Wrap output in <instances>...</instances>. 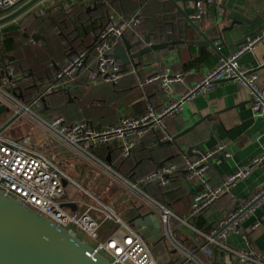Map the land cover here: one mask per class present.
<instances>
[{
	"label": "built area",
	"instance_id": "1",
	"mask_svg": "<svg viewBox=\"0 0 264 264\" xmlns=\"http://www.w3.org/2000/svg\"><path fill=\"white\" fill-rule=\"evenodd\" d=\"M23 1L26 0H0V16L9 13ZM196 6L197 10L192 16L202 19L206 15L202 1H197ZM44 11L49 12L48 9ZM141 21L139 12L127 16L117 11H109L91 46L68 56L55 70L54 78L26 103L16 96L17 82L22 73L17 72L12 63L5 62L0 76V93L4 94V106L11 107L10 103H16L12 117L31 114L39 119L61 146L90 157L95 164L103 165L111 172H114L112 165L94 154V150L117 144L119 158L126 159L132 156L137 142L151 131H160L166 140L172 139V135L167 132L165 117L181 112L185 102L198 94L207 93L222 81L236 82L246 90L254 114L264 117V77L261 79L256 70L244 66L238 60L240 55L253 49L256 44L264 43V26L238 45L233 53L220 57L216 65L208 69L199 81L189 85L177 99L170 101L161 110L149 104L141 114L122 115L117 122L100 127L86 118L68 122L63 115L46 114L45 104L49 96L60 89L70 88L80 74L84 73L86 79L93 84L118 83L125 71L122 63L111 53L125 31L138 27ZM146 83H158L164 92L169 93L175 84L186 83V75L183 71H173L167 67L162 73L148 76ZM40 109L44 111L41 113ZM6 128L8 125L0 126V189L5 195L19 199L24 207L38 210L55 223L75 233L76 230L82 231L114 264H162L139 230L124 221L120 213L107 205L94 207L84 204V208L78 206L76 210L62 206L64 202L77 203L67 196V188L75 181L54 158L39 149L34 137L30 134L15 136L7 132ZM220 148L222 149V146ZM194 151L198 153L192 156L184 154L180 162H163L138 180L128 179L127 182L151 204L152 208L145 202L141 203L146 205V211L151 209L158 214L168 238L171 237L175 246L181 243L177 241L171 229L177 226V222L187 224L194 232V249H185L184 246L178 245L187 260L207 264L211 259V249L217 247L239 257L245 264H264L263 252L256 251L251 246L236 249L226 243L228 236L233 233H240L248 239V230H244L242 223L255 209L264 204V184L240 199L237 206L226 211L218 224L213 225L209 231L202 230L196 224V219L222 195L229 193L233 184L252 173L264 155L254 157L250 163L225 176L221 184L215 185L209 176L208 160L216 150L205 149L201 152L195 148ZM181 171L185 172V186L190 188L196 184L191 192L190 208L183 216L176 214L166 202L144 191V187L149 184L169 188ZM114 173L121 176L116 171ZM93 212H97L101 217H95ZM262 217L264 218V215ZM104 220H113L119 227L106 240H100L99 234ZM258 224L259 221H256L250 228L254 229ZM198 253H201L202 257Z\"/></svg>",
	"mask_w": 264,
	"mask_h": 264
},
{
	"label": "crops",
	"instance_id": "2",
	"mask_svg": "<svg viewBox=\"0 0 264 264\" xmlns=\"http://www.w3.org/2000/svg\"><path fill=\"white\" fill-rule=\"evenodd\" d=\"M52 1L54 4L50 7H44L47 6L45 3L46 0L41 2L43 5L39 3L40 6H42V11L48 9L50 13L54 14L58 9L62 8L68 13V8L77 3L85 6L88 13L87 15H90L92 18L90 21L88 19L83 21L82 19L78 22V24H80L78 25L79 27L82 25V22L86 24L83 25L79 32L69 31L71 26L69 27L67 24L61 26L63 23L62 19H55V22L49 20L50 23L41 21L43 19L41 17L42 15L41 13H36V7H34L30 12L4 24L0 28L2 32L0 39L6 38L9 34L13 35V33H16L13 36L15 38L18 37L20 44L18 50L13 53V55L16 54V59L13 62L20 63L22 70L29 74L28 81H30V86L34 81V74H36L44 84L52 80L55 70L67 60L68 56L78 50L86 49L91 46L105 22V18L95 20L99 12L93 9L90 11L87 10L88 6L92 7L94 0ZM201 1L203 5H206L204 2L205 0ZM217 3L221 5V7H217L216 12H214L215 7L213 6V0H208L207 7L208 10L211 11V15L209 14L210 16L208 17V14H206L202 19H199V22L203 27L216 24V43L223 44L219 48L220 53L216 52L211 47L183 44L180 45L179 53L177 49H174L172 51L164 50L157 54L153 53L147 55L148 59H146L145 62H149L150 65L144 66L140 64L137 67L129 65L127 67L128 70L125 71V75L118 83L95 84L97 86H93L91 90L93 94L88 91L82 92L80 95L81 102L93 113L88 115L89 118H81H87L96 126H104L117 122L122 115L141 114L146 111L149 104L155 109L161 110L170 101L177 99L180 93L189 85L199 81L208 69L216 65L220 57L233 53L241 42L264 26V0H217ZM60 4H63V7H61ZM114 4L116 7L109 11H117L127 16L135 12L141 14L142 21L139 27L128 28L123 34L124 38L133 39L135 33H139L142 30H154L158 23L164 20L168 21L174 19V17L167 15L168 12L174 10L170 0H115ZM179 5L181 7L185 5V9L189 16H192L195 12L196 5L194 0H186L184 5L182 2H179ZM30 16H33L36 21L26 20V22H24V19H27V17L30 19ZM38 18L41 20H38ZM22 23L24 24L23 29L21 28ZM85 26H87L86 31L84 30ZM32 34H36V39L32 37ZM69 34L70 38H68ZM194 36V32L191 30L188 38H193ZM122 40L121 38L120 42ZM205 52H210L212 55ZM9 55L11 54H8V56ZM200 56L204 59H201ZM263 57L264 43H258L253 49L240 55L238 60L244 66L256 70L262 79L264 77ZM157 58H160V60L157 61ZM9 62H12V60L10 59ZM23 62L25 63L24 66L22 65ZM167 67H170L173 71H183L186 75V83L175 84L173 90L169 93L164 92L158 83H146V78L148 76L152 75L154 72L162 73ZM83 75L85 76L84 73L80 74L76 78L77 82L70 85L72 91L80 89V85L83 82ZM30 86L26 85L19 93L16 92V96L22 102H28L29 99L25 98V95L28 93V90H30ZM83 90L84 89H81L79 91ZM73 99H76V97ZM10 108L11 107L0 104V114L4 116V118L8 116L6 120H9L11 116ZM45 112L48 114L47 111ZM114 116L116 117L114 118ZM206 116H210L213 121L223 122V124L217 125L216 131L223 142L229 146L225 156L221 155L213 159L212 167L209 168L211 182L215 185H219L223 182L225 176L250 163L254 157L264 155V117L254 114L251 108L250 96L246 90L241 88L236 82L222 81L216 84L207 93L198 94L185 102L181 112L166 116L165 122L168 130L175 135L187 126ZM6 120L0 126H5L7 124ZM198 128L203 130V136H206L208 130L206 128V122H201ZM195 135V132L191 131L185 136L173 140L170 143L166 140L165 143L168 144H162L163 142L160 139L162 135L160 136L159 132H149L145 134L143 138L137 142L132 152L131 157L135 159L133 172L137 173L135 170L140 169L145 161L149 167L148 171H151L163 162H180L184 154L192 156V152L189 154L186 149L185 151H179L177 153H175V150H177V142L181 145H186L192 142ZM195 143H197V141ZM215 144H217V140L212 136V138L205 143L204 147L209 150L213 148ZM111 145L113 149L116 148V155L119 151L117 149V144ZM98 149L94 150V154L104 160L108 154H110V157L111 155L113 156L111 151L113 149H110V145L107 148L108 152L105 154L98 153ZM138 160L142 161L136 165ZM110 164H113L112 157ZM136 180L137 179H132L131 181ZM263 184L264 163L262 162L255 166L249 176L233 184L229 193L222 195L199 217L207 221L206 224L210 229L213 225L218 224L226 211L236 207L240 199L253 190L260 188ZM195 186L196 184L192 185L190 188L184 186L185 188L179 187V189H175V191L170 190L171 193L173 192L174 194L163 198L164 202H166L176 214L183 216L190 208L192 196L190 192H193ZM155 187L158 188V185H146L144 191L146 194L156 197ZM68 198L76 200L77 206L81 208V200L73 196H68ZM142 202L147 203L152 208L147 200H140L135 204L138 206ZM129 203H131V201H129L128 204ZM130 205H132V203ZM133 206L134 203L130 207L132 208ZM120 215L124 221L128 222L126 220L127 214L125 213V209L124 211L122 210ZM262 215H264V204L255 209L242 223L244 230H248V239L240 233H233L228 236L226 241L227 245L236 249H246L251 246L254 250L264 253V218ZM256 221H259L258 226L251 229V225ZM177 223V226L171 229L173 234L175 233L177 241L181 242L178 245L184 246L185 249H194L195 240L192 239V236L195 235L194 232L191 231L187 224L183 222ZM118 227L119 224L116 229ZM209 229L206 231H209ZM158 243L163 246V243ZM211 251V259L207 264L239 263L236 260V256H232L224 250L213 247ZM198 255L202 257L201 253H198ZM157 259L160 261V258ZM182 259L176 261L168 259L164 261L163 264H180ZM194 264L197 263L194 262Z\"/></svg>",
	"mask_w": 264,
	"mask_h": 264
},
{
	"label": "water",
	"instance_id": "3",
	"mask_svg": "<svg viewBox=\"0 0 264 264\" xmlns=\"http://www.w3.org/2000/svg\"><path fill=\"white\" fill-rule=\"evenodd\" d=\"M42 1L43 0L23 1L9 13L0 16V28L4 24L30 12ZM194 1L196 5V2L199 0ZM170 2L172 3L174 10L168 12L167 15L174 17V19L168 21L164 20L158 23L154 30H142L139 33H135L133 39L122 37L123 40L114 46L111 55L122 63L124 68L123 71L128 70L127 67L129 65L134 67H137L140 64L144 66L150 65V63L145 62V60L148 59L147 55L153 53L157 54L160 51H172L174 49H177V52L179 53L180 45L183 44L211 47L213 50L220 53L219 48L223 44L216 43V24L203 27L199 22V19L189 16L184 5L186 0H170ZM179 2H182L184 7H181ZM204 2L206 4L204 5V8L209 17L211 11L208 10L207 7L208 0H205ZM60 6L63 7V4ZM213 6L215 7L214 12H216L217 7H221V5L217 3V0H213ZM195 8L196 11L197 6H195ZM91 9L99 12V15L95 17V20L106 18L107 13L109 12L107 9L104 11L99 9L96 0L93 1L92 7L88 6L87 8L89 11ZM191 30L194 32L195 36L193 38H188ZM1 34L2 32L0 31V35ZM32 37L36 39L37 36L36 34H32ZM2 58L3 55L1 54V59ZM159 60L160 58H157V61ZM153 74H156V72ZM33 87L36 88L34 92L35 95V93L39 91L38 84L35 83ZM66 92L68 94V102H71L73 97L69 91ZM66 103L57 107L62 108ZM48 105L50 106L49 101L45 104V108H47ZM39 111L42 113L44 110L40 109ZM201 122H206V128L208 129L206 136H203V130L198 128ZM218 124H223V122L213 121L210 116H206L179 131L172 136V139L167 141L170 143L171 141L194 131L196 135L192 139V142L186 144L185 149L189 154L192 152V154L195 155L198 152H195L194 149L197 148L201 152H204L205 143L214 136L217 140V144L211 148L216 151L208 160L210 168L212 167L213 159L221 155L225 156L226 151L229 149V146L223 142L222 138L216 131ZM6 125H8V122ZM196 141L197 143H195ZM221 146L222 149L220 148ZM106 161L108 163L111 162L110 154L106 157ZM141 161L142 160H138L136 165ZM262 162L264 163V158L261 163ZM62 206L69 207L72 210L78 209L75 202H64L62 203ZM145 208V204L126 208V220L131 226L139 230L152 248L156 245L153 240H156L157 243H163V246L166 247L165 242L168 239V236L158 214L151 209L145 211ZM147 229H149L150 232H148ZM151 232L154 233L153 236H150ZM185 260H187V258H183L180 264L184 263ZM236 260L239 262L238 264H245L244 262H241L240 258L237 256ZM0 264L114 263L91 242L81 238L70 229L55 223L52 219L38 210L24 207L19 199L11 195H5L0 189Z\"/></svg>",
	"mask_w": 264,
	"mask_h": 264
},
{
	"label": "rangeland",
	"instance_id": "4",
	"mask_svg": "<svg viewBox=\"0 0 264 264\" xmlns=\"http://www.w3.org/2000/svg\"><path fill=\"white\" fill-rule=\"evenodd\" d=\"M45 3L47 6L44 7H50L54 4L52 0H46ZM63 3L65 4L64 1ZM41 5H43V3H41ZM41 7L42 6L38 4L35 10L36 13H41L43 20H47L49 16L53 15L50 12L42 11ZM57 12L58 11H56V13ZM26 20H31L33 22L36 21L33 16H30V19L27 17V19H24V22H26ZM23 25L24 24L22 23V29L24 28ZM1 40L2 39H0V42ZM90 85L95 84L90 83ZM0 98L2 99L0 100V104L4 105L3 93H0ZM77 99L80 101L81 97H77ZM10 104L12 105L10 108L11 116L9 117V120H6L8 116L4 118V116H1L0 114V125L6 120V122H8V128H6L7 132L15 136L30 134L32 137H34L39 149L43 153L50 155L61 165L62 169H64L76 182L72 183L67 188L68 196H75L81 200V205L87 204L94 207H102L101 204H105L118 213H122V210L124 211V209L132 206L133 203H138L140 200H147L143 198L141 193L136 192L127 182L128 179H137L138 177H143L146 175V173H148L147 171L149 170V167L146 161L140 167L137 173L133 172L132 176L131 173H128V167L132 165H129V163H133V160L128 159L127 162L130 161L129 163H116L115 166L112 164L114 172L116 171L119 173L121 175L119 176L114 172L106 170L103 165L95 164L90 157L79 154L67 147L61 146L58 140L50 133L49 130L44 127L39 119L32 117L31 114L26 113L18 117H12L13 109L16 103ZM63 114V116L66 118L67 116L69 117V115H71L70 112L69 114L63 112ZM129 201H131L132 205H130L131 203L128 204ZM94 215L96 217H101V215H99L97 212H94ZM104 233H106V231L103 228L101 230V236L105 235ZM150 236H153V234H150ZM169 238L170 239H167L165 242L166 247H163L161 244L157 243L156 240H153L156 245L152 250L154 251L156 257L160 258L162 264L168 259H171V261H176L185 258L184 252L180 250L178 245H174L171 237ZM84 239L93 243L86 237ZM185 261L187 263L188 260Z\"/></svg>",
	"mask_w": 264,
	"mask_h": 264
},
{
	"label": "trees",
	"instance_id": "5",
	"mask_svg": "<svg viewBox=\"0 0 264 264\" xmlns=\"http://www.w3.org/2000/svg\"><path fill=\"white\" fill-rule=\"evenodd\" d=\"M96 1H97V4H98L99 9H102L103 11L105 9L110 10V9H113L114 7H116L115 4H114V1L115 0H96ZM68 9H69V12L68 13H66L65 9L60 8V9L57 10L58 11L57 13L55 12L56 14L54 13L53 15L49 16V18L47 20L46 19H44V20L42 19L41 20L39 18H38V20H41L43 22L50 23L49 20L51 22H52V20L55 22V19H59V20L62 19L63 20V23L61 24V26H63L64 24H67L69 27L71 26V28L69 29V31H77V32H79V30L82 29L83 25H86V24L82 22V25L79 27L78 25H80V24H78V22H80L82 19H83V21L86 20V19H88L90 21V19L92 18L90 15L89 16L87 15L88 13L86 11V8L82 4H77L76 3V4L72 5ZM135 28H137V27H135ZM84 30L85 31L87 30V26L84 27ZM63 33H64V31H63ZM14 34H16V33H13V35ZM13 35L12 34H9L6 38H2V40L0 42V76H1L2 71L4 69L5 62L12 63L15 66L17 72L22 73L20 75V78L18 79V82H17L18 86L16 87V91L19 93V91L21 89H23L24 86H26V85H29L30 86V81H28L29 80L28 79L29 78L28 77L29 75L25 74V71L22 70V67H21L20 63L18 64V63H14L13 62L16 59V54L13 55V53L16 50H18V47H19V44H20V41H19L18 37L15 38ZM69 36H70V34L68 35V38H70ZM205 53H210V52H205ZM1 54L4 57L3 59H1ZM8 54H11V55L8 56ZM200 58L202 59L203 57L200 56ZM10 59L12 60V62H9ZM22 65L24 66L25 63L23 62ZM82 78L81 79H82L83 82L81 83L79 90L84 89L83 91H79V90H76V91L73 90L72 91L70 88H68L66 90L65 89H60V90L54 92L53 94H51L49 96L48 101L50 102V106L48 105V107L46 108V111H47L48 114H50V115L52 114L53 116H55V115H58V114L59 115H64L63 112H66L68 114L70 112L71 115H69V117L67 116V118L65 117L68 122L77 121L81 117H88L89 118L88 115L90 113H93V112H91L85 106V104H83L81 102V100L78 101L77 97H80L81 93L84 92V91H88V92H91V94H93V92L91 91L92 90V87L93 86H97V85H90V82L86 79V77L84 75H83ZM33 80L34 81L32 82V85L30 86V90H28V93H26V95H25V98H27V99H30L34 95V92H35V89L36 88L33 87V85L35 83L38 84V88L39 89L42 88L45 85L43 82H41V79L36 74H34V79ZM66 91H69L70 94L72 95V97L73 98L76 97V99H73L70 103H67L62 108H58L57 106H60L63 103L68 102V94H67ZM53 107H55V108H53ZM126 115H128V114H126ZM115 117L116 116H114V118ZM98 127H100V126H98ZM151 132H159L160 133V136L162 135V137H160V139L163 142L162 144H168V143H165L166 142V139L164 138V134H162V132H160V131H151ZM167 132L170 135H172V136L174 135L172 132H170L168 130V128H167ZM183 136H185V135H183ZM108 147L109 146L102 147V148L98 149L97 152L98 153H101V154H105V153L108 152V150H107ZM176 147H177V150H175L176 151L175 153H177L179 151H185L186 145L185 144L184 145H181L179 142H177L176 143ZM110 149H113V146L112 145H110ZM115 150H116V148H114L113 150H111L112 153H113V156L115 155ZM113 156L111 155L112 162H113V165L114 166H115L116 163H119V164L124 163L125 164L128 159L133 160V163H129L130 161L127 162V163H129V165L132 164L130 167H128L129 168L128 173H131V176H132L133 175V171H134L133 167H134V164H135V159H133L132 157H128L126 159L119 158L118 157L119 156V151L114 156V158H113ZM158 166H160V165H158ZM135 171L138 172L139 169H136ZM184 174H185V172L184 171H181L180 174L177 176V178L174 180L173 184L169 188H162L160 186H158V188L155 187L156 189H154V190L156 191V197L158 199L164 201L163 198H165L166 196H171V195L174 194L173 192L171 193V191H175V189H179V187H184L185 186L184 181H183V178L185 176ZM138 179H139V177L137 178V180ZM191 195H192V193H191ZM73 197H75V196H73ZM84 207H85L84 205H81V208H84ZM93 214H94V212H93ZM99 219H101V218H99ZM206 222L207 221L204 220V219H202L201 217H199V218L196 219L197 226L199 228H201L202 230H204V231H206V230L209 229V227L206 224ZM117 226H118V223L115 222V221H113V220H104L102 222V225H101L99 239L100 240H106L113 233V231L116 229ZM103 228L105 229L106 233H104L105 235L101 236V230ZM76 234H78L81 238H85L86 237L87 239H89L87 237V235L84 234L80 230H76ZM182 264H194V262H192L191 260H188L187 263L185 261Z\"/></svg>",
	"mask_w": 264,
	"mask_h": 264
},
{
	"label": "flooded vegetation",
	"instance_id": "6",
	"mask_svg": "<svg viewBox=\"0 0 264 264\" xmlns=\"http://www.w3.org/2000/svg\"><path fill=\"white\" fill-rule=\"evenodd\" d=\"M147 231H148V232H150V230H149V229H147ZM152 231H153V230H152ZM150 234H153V235H154V233H153V232H151Z\"/></svg>",
	"mask_w": 264,
	"mask_h": 264
}]
</instances>
